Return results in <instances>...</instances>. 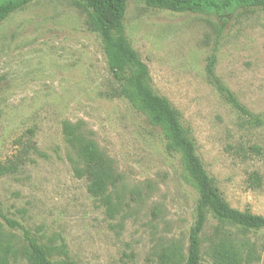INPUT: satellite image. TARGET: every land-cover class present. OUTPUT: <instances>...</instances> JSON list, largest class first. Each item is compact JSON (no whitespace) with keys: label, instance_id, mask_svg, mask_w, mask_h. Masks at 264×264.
<instances>
[{"label":"rangeland","instance_id":"obj_1","mask_svg":"<svg viewBox=\"0 0 264 264\" xmlns=\"http://www.w3.org/2000/svg\"><path fill=\"white\" fill-rule=\"evenodd\" d=\"M123 34L228 206L264 217V9L175 13L131 1ZM212 56L214 77L259 124L216 90L207 75ZM66 122L109 161L110 205L87 192ZM17 158L18 169L0 176V213L19 225L0 217L9 264H28L24 232L51 250L52 262L184 264L198 193L160 129L119 94L100 38L72 0H35L0 24V165ZM222 239L241 264H264V230L210 213L200 264H213L211 247Z\"/></svg>","mask_w":264,"mask_h":264},{"label":"trees","instance_id":"obj_2","mask_svg":"<svg viewBox=\"0 0 264 264\" xmlns=\"http://www.w3.org/2000/svg\"><path fill=\"white\" fill-rule=\"evenodd\" d=\"M35 0H0V24L13 12ZM74 5L85 12L90 30L100 38L107 67L118 83L119 94L136 111L143 114L149 123L158 127L166 141V149L180 155L182 169L188 183L198 193L196 221L190 229L188 248L184 264H200V234L206 222V213L219 222H227L246 230H264V217L249 212L232 209L223 199L212 180L206 174L200 161L195 156L193 141L180 124V114L169 102L154 94L148 86L149 75L146 65L130 47L124 37V19L128 2L142 3L148 8L161 9L175 13L195 14H233L239 10L264 9V0H72ZM212 56L207 64V75L225 102L242 115L249 117L252 123L260 120L236 99L234 94L214 77ZM66 143L72 148L83 167L78 171L87 180V192L110 205L109 186L114 185V176L109 161L98 151L96 144L86 139L77 125L63 124ZM22 161L16 159L6 165H0V176L13 173ZM251 182H258L253 174ZM9 227L19 226L2 216ZM2 230L0 223V264H9L11 243ZM25 247L22 255L28 264H73L67 257L58 262L50 260L51 250L38 244L34 238L24 232ZM213 264H241L238 250L224 239L213 243L211 247ZM13 257L15 254L12 255Z\"/></svg>","mask_w":264,"mask_h":264}]
</instances>
